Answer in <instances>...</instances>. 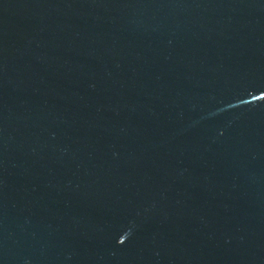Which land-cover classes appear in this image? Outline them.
<instances>
[{
	"label": "water",
	"instance_id": "water-1",
	"mask_svg": "<svg viewBox=\"0 0 264 264\" xmlns=\"http://www.w3.org/2000/svg\"><path fill=\"white\" fill-rule=\"evenodd\" d=\"M0 264H264V0H0Z\"/></svg>",
	"mask_w": 264,
	"mask_h": 264
}]
</instances>
